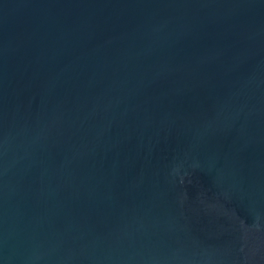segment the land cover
<instances>
[{"label":"water","instance_id":"1","mask_svg":"<svg viewBox=\"0 0 264 264\" xmlns=\"http://www.w3.org/2000/svg\"><path fill=\"white\" fill-rule=\"evenodd\" d=\"M0 264H264V0H0Z\"/></svg>","mask_w":264,"mask_h":264}]
</instances>
